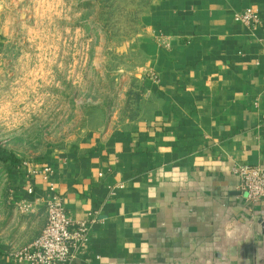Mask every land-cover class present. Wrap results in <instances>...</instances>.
Returning a JSON list of instances; mask_svg holds the SVG:
<instances>
[{
	"label": "crops",
	"instance_id": "0c3cea01",
	"mask_svg": "<svg viewBox=\"0 0 264 264\" xmlns=\"http://www.w3.org/2000/svg\"><path fill=\"white\" fill-rule=\"evenodd\" d=\"M9 6L0 0V56ZM140 7L128 43L136 106L40 161L71 218L90 225L71 264H264V199L248 202L235 172L264 167V0ZM247 9L259 13L255 29L235 19ZM24 169L14 212L32 229L0 242V264H30L11 253L47 221L48 183Z\"/></svg>",
	"mask_w": 264,
	"mask_h": 264
},
{
	"label": "rangeland",
	"instance_id": "374dc122",
	"mask_svg": "<svg viewBox=\"0 0 264 264\" xmlns=\"http://www.w3.org/2000/svg\"><path fill=\"white\" fill-rule=\"evenodd\" d=\"M140 2L10 0L0 56V242L32 229L22 207L14 212L26 163L46 164L111 113L136 106L138 61L128 43Z\"/></svg>",
	"mask_w": 264,
	"mask_h": 264
},
{
	"label": "built area",
	"instance_id": "2783aa9c",
	"mask_svg": "<svg viewBox=\"0 0 264 264\" xmlns=\"http://www.w3.org/2000/svg\"><path fill=\"white\" fill-rule=\"evenodd\" d=\"M236 21L255 29L260 24L256 9H247L235 14ZM264 46V40H263ZM28 166L29 175L41 174L48 183L49 200L46 205L47 221L41 233L30 243L14 250L11 256L30 264H71L76 250L89 239L90 225L87 221H75L68 214L53 179L54 168L43 164ZM235 172L239 178V189L250 203L264 199V167L241 164ZM33 192V188L28 190Z\"/></svg>",
	"mask_w": 264,
	"mask_h": 264
},
{
	"label": "water",
	"instance_id": "95a60500",
	"mask_svg": "<svg viewBox=\"0 0 264 264\" xmlns=\"http://www.w3.org/2000/svg\"><path fill=\"white\" fill-rule=\"evenodd\" d=\"M263 228H264V222H263Z\"/></svg>",
	"mask_w": 264,
	"mask_h": 264
}]
</instances>
